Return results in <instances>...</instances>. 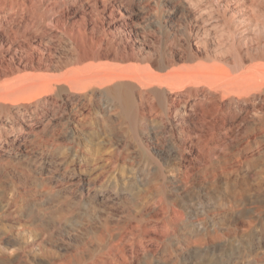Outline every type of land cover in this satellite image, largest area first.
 <instances>
[{
	"label": "bare ground",
	"instance_id": "6f19581e",
	"mask_svg": "<svg viewBox=\"0 0 264 264\" xmlns=\"http://www.w3.org/2000/svg\"><path fill=\"white\" fill-rule=\"evenodd\" d=\"M47 1L34 0L31 3L30 0L29 2L28 0H0V79L2 77L4 79L10 78L15 73V68L12 64L4 65L6 64L5 57L10 56L9 58L6 57L9 60L10 58H14V55L17 54L18 49L22 45V41L29 45L31 51H27L25 55L22 54L20 56L21 59H18L20 61L22 60L27 67L39 71L38 74H31L34 73L31 72L29 76L28 73V77H23L26 74L19 75L21 77L17 74L18 78H12L11 81L6 80L7 83L5 82L4 84H1L2 82L0 83V163L4 160H9V158L15 159L16 164L23 157H25L24 159L32 160L34 153L42 147L43 149L41 151H44V157L49 160L50 166L55 161H59V166L65 163L68 164H65L66 166L63 169L58 165V167L54 165L53 168L49 169L51 171L42 178L45 181H42V183L48 187L49 191L52 188L51 179L53 176L56 175L59 178L58 181H62L68 173L70 164L74 163V157H71L72 160L69 161L71 158L63 149L64 145L62 144V146L61 142L58 141L56 128L62 126V133L71 131L77 133L76 130L84 131V125L90 120V118L88 120L89 115L87 111L93 107L99 110L102 118L110 124V128H108L110 129V134L107 131L109 135L105 138L106 141L104 140L101 146L97 143L98 141L96 142V145L98 144L97 146L101 147H99V151H96V155L98 156L100 152L105 153L109 150L110 155L106 158V163L100 165V172L96 174V169L93 168L85 176L81 175L77 183L69 181L71 183L68 185L67 190L74 189L75 191H79L81 199H86L92 205L94 204L91 200L97 201L94 207L102 209L105 200L112 199L115 202V200L118 201L123 196L129 197V201L126 202L129 206L132 202L130 200L131 195H134L136 192L135 189L144 188L151 195L147 201L148 204H151V210H148L153 213L148 218L140 217V219H137V223L135 222L137 224L136 227L129 233H121L120 237L117 236V241H107L108 239L104 241L105 234L107 233L105 230L106 233L104 235L101 234V238L104 236L102 241L97 243L98 245L100 244L98 247L92 245L93 243L90 244V242H87L85 247L81 245V248L84 247L82 251L75 255L73 254L63 264H187L190 263L188 261L189 259L191 262H197L205 256H210V254L214 255V249L212 250L211 246L201 241H203L202 236L206 234L205 232L207 234H214L216 232L215 220L209 221L212 222L210 228L205 220L197 221V219L193 221L194 219L192 218V220L190 218L192 216L186 217L185 215L187 213V198L192 200V197L201 191L207 193L216 192L214 186L219 169L205 168L203 171L199 169L203 173V178L195 184H192L191 186L195 185L192 188L189 186L190 173L188 169L195 167V161L193 160L195 157L199 158L204 156L203 150L210 140L214 141L217 135L219 137V133L226 126L223 120L224 118L229 119L230 125H235L238 118H241V124L248 119L250 123H255L260 119V116H257L258 113L264 111L261 106H258L264 105V95L259 96V94H254L253 97L244 100L236 98V95L249 94L252 90L264 91V43L258 42L257 45H253L254 42L250 38L251 31L264 30V0H148L147 3L143 2L144 4L141 8L153 7L154 11L151 10L153 13L149 18L151 23L158 27L159 32L157 35L152 34V32L147 35L143 33L144 37L141 40H138L134 35L126 36L125 39L122 38L123 36L119 38L118 36H111L106 32L107 29H104V35L95 38L89 35L92 29L88 33V28H84L85 24L83 25L84 29L82 31H78V29L77 32H72L73 28L70 26L72 29L69 31L71 32L68 31L67 38H64L65 36L56 27H60L61 24L64 25V21L62 20L64 19L62 18L64 16L63 10L70 8L72 6L70 4L71 2L68 4L66 3L68 1L63 2L62 0ZM29 4L32 5V9L28 7ZM91 4L94 10H99V17L102 20H105L109 16H114L113 20L107 26L108 30H110V27L117 25L120 22L118 20L123 19L124 11H130L135 6L128 0H116V2L94 0L93 3H87L88 7L84 4L82 5L81 9L84 8L83 17H88V8H90ZM93 9H90V11H93ZM115 11L120 13L119 16ZM78 15V12H71L69 17L73 18ZM175 17L182 18L186 21L188 20L189 23L191 20L195 21L194 26L197 29L194 31L193 28L184 27L179 32L170 31L173 18ZM125 22L123 23L125 25L129 23V21L127 23ZM257 37L259 38V36ZM243 39H245L243 43L245 47L244 45L242 46ZM66 43L67 46L65 45ZM59 44L63 45L62 51L57 50L56 46L59 47ZM103 58H107V60L111 59V61H115V64H110L111 61L109 64L107 62L102 63L101 60ZM13 61L11 59V62ZM255 61H259V63L254 64ZM223 94L232 97L226 102H223L221 100V95ZM250 112L252 116L249 115ZM251 132L253 131L251 130ZM260 132V139L264 142V127ZM75 133L72 135L73 138ZM217 142L218 140H216ZM53 143L56 145H53ZM231 143L233 144V142H230V145ZM120 144L124 145V153L118 150ZM132 144H134V147L143 151V156H141L143 159H133L137 158L134 156L132 159H128L131 156ZM47 150H51L53 155H49V152H46ZM75 152L77 151L75 150ZM260 152H264V149L258 151L259 154ZM56 155L57 157L58 155L60 156L58 160L53 159V156ZM96 155L94 154V156ZM173 156H175V159L178 158L182 164L179 163V166L175 165L174 171H177L178 178H173V184L175 186L172 187V190H169L167 182L170 178L168 179L167 174L169 168L172 166L170 160H172L171 157ZM100 158L101 156L92 159L96 161ZM119 158L122 159V163ZM127 159L131 160L130 163L128 162L129 164L126 163L128 161ZM85 161L86 163L88 162L87 160ZM184 162L191 163V166L189 165L190 167L186 168V170L182 167L185 165ZM26 165L29 167V164ZM119 165L122 166L121 177L127 173V169H125L126 165L130 167L134 176L132 178L127 176L123 179L120 178L118 182L115 181L109 183V185L100 184L105 189L107 188L105 191L95 190L97 182L101 179V174H104V172L107 174V172L118 168ZM257 165L254 168H257ZM2 166L4 165H0V168ZM251 166L253 167V164ZM229 167L232 168L233 166ZM40 168L42 169L40 174H43L45 167L43 168L41 166ZM35 173L37 172L35 171ZM234 176L233 179L235 178ZM53 185L56 186V184ZM229 185V187L232 186L231 182ZM262 186L260 188H263ZM55 189L52 188L51 190L55 191ZM92 190H94V194L91 196ZM249 191L252 192V189ZM147 192L144 193L143 191V194ZM140 194L139 192V196ZM100 195L103 198L98 199ZM136 195L138 196V193L134 196ZM64 196L68 197L67 195ZM246 196L244 195V197ZM7 197L5 191L1 192V202ZM206 197L208 198L207 194ZM212 201L215 200L213 199ZM236 201H238L237 198ZM32 204L34 205V203ZM78 205L80 206V204ZM112 205L109 204L108 206L110 207ZM252 206L254 207V204ZM113 207L115 208V206ZM41 208H43V205ZM231 208L234 209V206ZM103 210L106 209L104 208ZM246 211V207L237 210L240 214L239 216H243ZM60 213H63V211ZM86 213L88 214V212ZM102 217L104 216L100 218ZM228 219L230 220V218ZM91 223L94 224L93 222ZM97 223L95 225H98ZM109 223L106 222L107 225ZM106 224L104 225L103 223V226L107 227ZM74 227L72 230L68 229L73 231ZM95 227L92 228L94 229ZM95 230L98 231L99 229ZM87 231L90 232L88 229ZM74 232L73 234H75ZM99 232H97L98 236ZM112 233L111 231L109 233L111 238L115 236ZM77 236L81 237L80 235ZM193 236H196L197 239L193 240ZM241 236L243 235L241 234ZM93 238H91V242H93ZM237 238L236 240H240ZM0 243H4L5 245L9 244L3 237H1ZM172 254L173 257L175 256V260H170L167 257ZM259 254L261 253L259 252ZM14 259L13 257L3 256L0 253V264H11ZM56 260V258L33 256L30 258V264H56ZM25 264H28L27 261Z\"/></svg>",
	"mask_w": 264,
	"mask_h": 264
},
{
	"label": "rangeland",
	"instance_id": "374dc122",
	"mask_svg": "<svg viewBox=\"0 0 264 264\" xmlns=\"http://www.w3.org/2000/svg\"><path fill=\"white\" fill-rule=\"evenodd\" d=\"M18 1H20V0H18ZM33 1L30 0L31 3ZM35 1H37V0H35ZM49 1H51V0H49ZM52 1H54V0H52ZM59 1H61V0H59ZM62 1L63 2L68 1V2H66L68 4L71 2L70 4L72 5L70 8H65L63 10L64 16L62 18H64V19H62V20L64 21V25L61 24L60 27H56V29L58 28L59 32H61L62 35L65 36L64 38H67V36H68L67 32L70 29H72V28H73L72 29V32H74V31L77 32L78 29H79L78 31H80V30L82 31L84 28H88L87 29L88 30V33H90V30L92 29L91 30L92 32L89 35H91V36H93L95 38L98 37V36L100 37V35H104L103 34L104 31L107 29L106 32L109 33L111 36L112 35L113 36H118V38L123 36L122 38L125 39L126 36H129V35H132L133 36L134 35V37H136L138 40L143 39L142 38V37H144L143 33L145 35H147V34H149V33L152 32V34L157 35V33L159 32V29H157L158 27L156 25H154L153 23H151L150 18H149L151 16V14L153 13L152 11H154L153 10V7L146 8V9L145 8L144 9L141 8V6L144 3H147L148 0H128L129 2H132L135 5L134 8L132 10H130V11H127V12L123 10L124 11L123 12V15H124L123 19L118 20V22L119 21L120 22L117 25H115L114 27H110V30H108V27L107 26L113 20L114 16H109L105 20H102V18L99 17V10H97V9L94 10L93 9L94 7L92 6V4L90 5V8H88L89 9L88 10L89 11L88 17H83V10H84V8L81 9L82 5L84 4V5H86L88 7L87 3L88 2L93 3L94 0H91V1L90 0H65V1L62 0ZM102 1H108V2L109 1H111V2L115 1L116 2V0H102ZM28 2H29V0H28ZM45 2H48V1L45 0ZM151 2H153V1H151ZM28 7L31 8V9L33 8L31 4H29ZM90 9L91 10L93 9V11H90ZM71 12H78L79 15L77 17H73V18L72 17H69V14ZM115 13L118 16L120 14L117 11H115ZM147 13H148V15H147ZM137 14H139V15H137ZM130 16H131V18H130ZM140 18H142V19H140ZM63 21H62V23H63ZM100 21L101 22L103 21V22L101 23ZM124 21H126L125 23H127L129 21V23H127L125 25V24H123ZM175 21H176V23H175ZM135 24L137 25V27H136ZM194 24H195V21H193V20H191L190 23H189L188 20L186 21V20H184L182 18L175 17V18H173L170 31H178L179 32V31H182L184 27L193 28L194 31H195V29H197V27L194 26ZM67 25H68V27H67ZM83 25L85 26L84 28H83ZM100 25H102V26H100ZM103 25H104V28H103ZM132 25H133V27H132ZM70 26H72V28ZM138 26H139V28H138ZM178 26H180V27H178ZM129 30L130 31L132 30V31L130 32ZM69 32H71V31H69ZM132 32H134V33L132 34ZM251 32H250V34H251L250 35L251 36L250 38H252V40L254 42L253 45H255V44L257 45L258 42L264 43V30H261V31L260 30H256L255 32H253V31H251ZM260 33H262V34L260 35ZM139 36H141V37H139ZM257 36H259V38ZM211 38H212V36H211ZM242 38H243V36H242ZM244 42H245V39H243V41H242V46L244 45V47H245V44H243ZM65 45L67 46V43ZM56 47H57V50H61V51L63 50V45H60L59 44V47L58 46H56ZM27 51L30 52L31 49L29 48V45L26 42H23L22 41V45L18 49L17 54L14 55V58H10V60H9L8 58L10 56H6L8 58L5 57L6 64H4V65H7V64L8 65H11L12 64V66L15 68V73L10 76L11 79L10 78L4 79L2 77L0 79V83L2 82L1 84H4L5 82L7 83L8 80L11 81L12 78H18L17 77V74H18V76L19 75L22 76V75L26 74L23 77H25V76L28 77L31 72H34V73H31V74H38L39 73V71H35V70L27 67L25 65V63L22 62V60L20 61V59H21L20 56L22 54L25 55V53H27ZM35 52L37 53V51H35ZM18 58H20V59H18ZM11 59H12V61L13 60L14 61L11 62ZM110 61H111V59L110 60H107V58L106 59L103 58L101 60L102 63H106L107 62L108 64H109ZM112 63L115 64V61H111L110 64H112ZM256 63H259V61H255L254 64H256ZM27 74H28V76H27ZM21 76H19V77H21ZM254 94H259V96H263L264 95V91H262V90L261 91L260 90H252L249 94L236 95V98H239L241 100H244V99L253 97ZM230 97H232V96L223 94V95H221V100L223 102H226L227 100H229ZM255 97H257V96H255ZM258 106L259 107L261 106L264 109V107H263L264 105L263 106L262 105H258ZM87 112H88V115L90 116V117L88 116V120H89V118H90V120L88 121L89 123L87 122L84 125V128H85L84 131H86V132H84V131H77L76 130L77 133H75L73 131L66 132V133L63 132L62 133L61 132L62 131V126L56 128L57 129L56 136L59 139L58 141L61 142V145L62 144L64 146L66 145L65 147L62 145L63 146V149L66 151L67 155H69L70 158L71 157L72 158L74 157L73 158L74 159V163L73 164H70L69 169H68V173H67L65 179H63L62 181H58L59 178H57L56 175L53 176V178L51 179V187L52 188H56L55 191L51 190L52 188H50L49 191H48V187L45 184L42 183V181H43L42 178L45 177L47 175V173H49L51 171L49 169L50 168H53L54 165L55 166H57V165L59 166V163H58L59 161H55V163H53V164L51 163V166H50V164L48 162L49 160L46 159V157H44V154H43L44 151L43 152L41 151L43 149L41 146H40L41 149H38L34 153V155L32 156V160H34V161L24 159L25 157H23L20 160V162L17 163L18 165L15 163L16 160L13 159V158H9V160L7 159V160L2 161V163H0V165H4V166H2L0 168V195H1V192L5 191L6 195L10 198L8 200V197H7L2 202H1V199H0V207H1L0 208V240H1V237H3L5 241H8L9 244L11 243V245H9V244L8 245H5L4 243H0V253H2L3 256L15 258L14 261L11 264H25L26 261H27L28 264H30V258H32L33 256H36V257H47V258H56L57 259L56 260V264H63L65 262V260L68 259L69 257L73 256V254L75 255L78 252L82 251L84 249V247H85V245H86L87 242H90V244L93 243L92 245H95V247H98L100 244L98 245L97 243L98 242L100 243V241H102V238L104 237L103 236L101 238V234L104 235V233H106V231H107V233L105 234V237L106 236L107 237L106 238L104 237V241H106V239H108L107 241H117V239H118L117 236L120 237L121 236V233L122 234L129 233L130 231H132L136 227V225H137L136 224L137 223L136 220L137 219H140V217L141 218H143V217L148 218L150 214H153L152 211H149L148 210V209L151 208L150 207L151 204H148V201H147L150 198L151 195H150V193L148 194V192L145 191L144 188L143 189L142 188L135 189L136 192L138 193V196L137 195L134 196L135 194H137L136 192L134 193V195H131L132 197L130 196L131 197L130 200L133 202V203L131 202V204H130L131 206L130 205L128 206L126 204V202L129 201V199H128L129 197H124L123 196L122 198L118 199V201L115 200V202L112 201V199L111 200L110 199L109 200H105L104 201L105 203H103V206L104 207L102 209L100 208L101 210L99 209V207L98 208H95L94 207V205L96 204L97 201H92L91 200V202H93V204H94V205H92V203H89V201H87L86 199H81L80 198L79 191H75L74 189L67 190L68 189V185L71 183L69 181H72V182H76L77 183L78 180H79V178L81 177V175L82 176H85L86 173L92 171L93 168L96 169V171H95L96 174L98 172H100V170H101L100 169V165L106 163V158L110 155V150L109 151H106L107 153L106 152L105 153L100 152V155H98V156H101V158L98 159V160H96V161H93V159H95V158L98 157L96 155V151H99L98 149L101 148L100 147L101 144L104 142L105 138H107L108 135L110 134V129H108V128H110V124L105 119L102 118L101 112L99 110H96L95 108L91 107V108H89V110ZM263 112L264 111L258 113L257 116H260V119H258V121H256L255 123H252L251 122L252 124L249 122V119L241 124L240 123L241 118H238L239 119V122H238V119L236 121V123L238 125L236 123H235V125L234 124L233 125H230L229 124L230 123L229 119L224 118L223 120H224L225 125H226L225 128H223V130H221V132H220L221 134L219 133V137H218V135L216 136L217 139L215 138L214 141H211L210 140V142L205 146V148L203 150V155H204L203 157L202 156L199 157V158H196L195 157L196 160L193 159L195 161V163H194L195 164V167L192 169L190 167L191 166V163H189V162H186V163L184 162V164L186 166L185 165L182 166L184 170H186V168H189L190 167L188 169L189 170V173H190V177H189V180H190L189 186H190V188L195 187V185H193V186H191V185L192 184H195L197 181H199L200 179L203 178L202 171L205 168H209V169L215 168L216 170L219 169L217 171L218 177L216 179V183H215V186H214V189L217 192V194H215L216 192L215 193H207L205 191H201V192L197 193L198 195L195 194L194 197H192V200L190 198H187L186 199V201L188 203L186 205V210H187L186 211L187 213L185 215L186 217L192 216L190 218L191 219L193 218L194 219V220L192 219L193 221H196L197 219H198L197 221H199V220H205V222L207 223V225L210 226V228H211V223L212 222H209V221H212V220L214 221L215 220L214 222L216 223V228H217L216 232L214 234H207V232H205L206 234L204 236H202L203 241H201L204 244L206 243L207 245L211 246V249L212 250L214 249V255L213 254H210V256L208 255V256L203 257L202 260H199L201 262V264H219V263L220 264H222V263L223 264H239V263L240 264H244V263L245 264H264V250H263L264 249V233H263L264 232V206H263L264 205V201H263L264 200V152H262V153L260 152V154L258 153L259 150H263L264 149V142H262L261 139H260L261 138L260 137L261 136L260 135L261 134L260 131H262V129L264 127V113ZM250 114H251V112L249 113V115ZM250 116H252V115H250ZM250 120L252 121V119H250ZM228 126H229V128H228ZM243 128H245V129L242 130ZM251 130L253 132H251ZM107 131H108L109 134L107 133ZM243 131H246V132H243ZM90 132H92L91 133L92 135L89 134ZM225 132H227V133L225 134ZM247 132H250V133H247ZM73 133H75L74 134V138L72 137ZM106 133H107V135H106ZM224 135H225V137H224ZM230 137H232V138H230ZM97 138H98V140H97ZM93 139H95V140H93ZM216 140H218L217 143H216ZM234 141H235V143H234ZM256 141H258V142H256ZM91 142L94 143V144H92ZM96 142L98 144H100V146H99L100 148L97 146L98 144L96 145ZM230 142H233V144L231 143V145H230ZM243 142L244 143L246 142V143L244 144ZM78 143H80V144H78ZM54 144L55 143H53V145ZM122 144H120L118 150L120 152L124 153V151H125L124 150V145H122ZM235 146H237V147H235ZM245 146H247V147H245ZM131 147H132L131 148V156L129 155L130 157L128 159H130V158L132 159L133 156L134 157H137V158H133V159H143V157H141V156H143V151L141 149L137 148V147H134V144H132ZM75 150L77 152H75ZM46 152H49V155H53V153L51 152V150H47ZM209 153H210V155H209ZM94 154L97 157L94 156ZM219 154L220 155L222 154V155L220 156ZM78 155H80V156H78ZM197 155L199 156V154H197ZM244 155H245V157H244ZM258 155H259V157H258ZM205 156H207V157H205ZM228 156H229V159H228ZM56 157H57V155L56 156H53V159L55 158L54 160H58L60 156L58 155V157L57 158ZM221 157H222V159H221ZM250 157H252V158H250ZM261 157H262V159H261ZM72 158L69 159V161L72 160ZM171 158H172V160H170V161L172 162V166H171V168H169V171H168V174L169 175L167 174L168 179L170 178L169 180L171 181L170 182L168 180V182H167V184L169 186V190L170 189L172 190V187L175 186L173 184V178H178V174L176 173L177 171H174L175 165L176 166H179V163L182 164L179 161L178 158L175 159V156H173ZM230 158H232V159H230ZM85 160H87L88 162L86 163ZM119 160L122 163V161H121L122 159L119 158ZM209 160H210V162H209ZM199 161H200V163H199ZM205 161H207L208 163L205 162ZM218 161H220V162H218ZM8 162H9V164H8ZM24 162L26 164H29L28 165L29 167H27V165ZM128 162L130 163L131 160L126 161V163H128ZM235 162H236V164H235ZM4 163L6 164V166H5ZM37 163H39V164H37ZM204 163H206L208 165H206ZM215 163H216V165H215ZM229 163H231V164H229ZM261 163H262V165H261ZM65 164L64 165L62 164L63 166L61 165L59 167H62V169H63V168H65L66 165H68V164H66V165ZM199 164H202V165H199ZM217 164H219V165H217ZM223 164H224V167H223ZM252 164H253V167L251 166ZM257 164H259V165H257ZM38 165H40V166H38ZM121 165H119V167L116 168V169H114L113 171L111 170L110 172H107V174L104 172L105 175L102 173L101 174V179H99V181L97 182V186H96L95 190L105 191L107 188L105 189L104 186H100V184L101 185L102 184L109 185V183H112V182H115V181L118 182V180H120V178L123 179L126 176L132 178L134 176L133 173H132V171L130 170V167H128L126 165V167L125 166H123V167H125V169H127V173L128 174L125 173V176L123 175V177H121V173H122L121 172V168H122ZM256 165H257V168H254V167H256ZM41 166H43V168L45 167V170L43 171V174H40V171L42 170L40 168ZM48 166H49V168H48ZM229 166H233V167L231 168ZM30 167H31V170H30ZM227 168H229V169H227ZM230 168H231V170H230ZM199 169L202 170V171H200ZM33 171L34 172L36 171L37 173L34 174ZM95 172H94V174H95ZM222 172H225V173H222ZM225 174H226V176H225ZM234 174H235V176H234ZM233 176L235 177L234 179H233ZM40 178H41V180H39ZM43 182H45V181H43ZM230 182H231V185H232L231 186L232 187V190H231V187H229L230 186L229 185ZM248 182L251 183V184H249ZM40 183H42V184H40ZM241 183H242L243 186L241 185ZM53 184H56V186L53 185ZM222 184H223V186H222ZM260 184H261V186L263 184V186H262L263 188H260L261 187ZM248 186H250V187H248ZM247 189H249V190L252 189V192L249 191V190H247ZM143 191H144V193L147 192L146 193L147 196H145L146 194H143ZM226 191H228V192H226ZM139 192L141 193L140 196H139ZM53 193H54V195H53ZM46 194H48V195H46ZM92 194H94V190L91 191V196H92ZM203 194H204V196H203ZM206 194H207L208 198L206 197ZM243 194L245 196L247 194V196H246L247 198L244 197ZM61 195H62V197H61ZM64 195H67L68 197H66ZM232 195H234V196H232ZM249 196H251V197H249ZM143 197H144V199H143ZM215 197H217V198H215ZM99 198H103V196L100 195V196H98V199ZM236 198L238 199V201H236ZM63 199H65V200H63ZM213 199L215 201H212ZM33 200H35V201H33ZM59 200L62 201V202H60ZM142 202H144V203H142ZM214 202L217 203V204H215ZM223 202H224V204H223ZM32 203H34V205ZM77 203L80 204V206ZM85 203H87V204H85ZM243 203H244V205H243ZM109 204L110 205L113 204V205L109 207L108 206ZM133 204H134V206H133ZM189 204H190V206H189ZM253 204H254V207L252 206ZM42 205H43V208H41ZM141 205H143V206H141ZM201 205H202V207H201ZM222 205H223V207H222ZM232 205L234 206V209L231 208V207H233ZM240 205H242V206H240ZM248 205H249V207H248ZM113 206H115V208ZM203 206H205V207H203ZM58 207H60V208L58 209ZM69 207H70V209H69ZM221 207H222V209H221ZM242 207H246L248 213L246 214V212H247L246 211L243 216H239L240 214L237 212V210L238 209H241ZM261 207H262V209H261ZM40 208H41V210H40ZM104 208L106 210H103ZM123 208H124V210H123ZM258 209H261V210H258ZM90 210H92V211H90ZM98 210H100V211H98ZM216 210H217V212H215ZM229 210H231V211L233 210V211L231 212ZM61 211H63V213H60ZM85 211L88 212V214ZM89 211H90V213H89ZM96 211H98V212H96ZM212 211H213V213H212ZM221 211H222L223 214L221 213ZM83 212H84V214H83ZM99 212H101V213L99 214ZM251 212H252V215H251ZM65 213H67V215H65ZM249 213H250V215H249ZM59 214H60V216H59ZM95 214H96V216H95ZM105 214H106V217H108V218L105 217ZM130 214H132V215H130ZM206 215H208V216H206ZM99 216L100 217L101 216H104V217L100 218ZM87 217L88 218L90 217V218L88 219ZM95 217H96V219H95ZM110 217H112V218H110ZM216 217H217V219H216ZM236 217H240V218H236ZM250 217H251L252 220L250 219ZM200 218H202V219H200ZM228 218H230V220ZM92 219L95 220V221H93ZM104 220L106 222H110V223L107 225ZM133 220H135V221H133ZM260 220H262V221H260ZM71 221H73V222H71ZM42 222H43V224H42ZM91 222H93L94 224H92ZM96 222H98L97 223L98 225H95ZM228 222H229V224H228ZM240 222H241V224H240ZM103 223H104V225L106 224L107 227H104L103 226ZM125 223H126V226H125ZM222 223H224V224H222ZM225 223H226V225H225ZM88 224H89V226H88ZM74 225H75L76 228L74 227ZM90 225L92 227H95V226H99L100 225L99 226L100 228L99 227H95L93 229ZM109 226L111 227V229H110ZM73 227H74V230L71 231ZM229 227H231V228H229ZM68 228L71 229V230H69ZM107 228H108V230H107ZM258 228H260V229H258ZM87 229L90 232H88ZM95 229H99L100 232H99V230L97 231ZM225 229L227 230V232H225L226 231ZM232 229H235V230H232ZM102 230H103V232H102ZM81 231H83V232H81ZM110 231H111V233L113 232L112 233L113 236L115 234L114 237L112 236L113 238L110 237V234H109ZM73 232L75 234H73ZM78 232H79V234H78ZM93 232H94V234H93ZM97 232H99V236L97 235L98 234ZM241 234L243 236H241ZM77 235H80L81 237H79ZM91 235H92V237H91ZM248 235H249V237H247ZM94 236H95V238H93ZM239 236H241L242 238L239 237ZM91 238H93V242H91L92 241ZM99 238H101V239H99ZM210 238H212V240H210ZM236 238L237 239H240V240H236ZM98 239H99V241H98ZM196 239H197V237L196 236H193V240H196ZM94 240H96V241H94ZM10 241H12V242H10ZM246 244H247V246H246ZM81 245L82 246L84 245V247L81 248L82 247ZM245 246H246V248H245ZM79 247L81 248V250H80ZM239 251H240V253H239ZM259 252L261 254H259ZM234 253H235V255H234ZM167 257H169L170 260H175V256L173 257V254L172 255H169ZM246 260H247V262H246ZM188 261L190 263H187V264H191V263L192 264H196V263L197 264H200L199 261H197V262H193L192 261L191 262L190 259Z\"/></svg>",
	"mask_w": 264,
	"mask_h": 264
}]
</instances>
